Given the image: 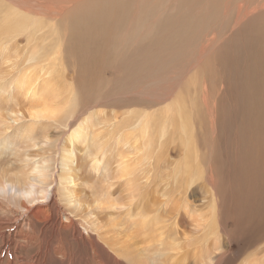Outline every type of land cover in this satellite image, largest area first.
I'll return each instance as SVG.
<instances>
[{
    "label": "rangeland",
    "instance_id": "1",
    "mask_svg": "<svg viewBox=\"0 0 264 264\" xmlns=\"http://www.w3.org/2000/svg\"><path fill=\"white\" fill-rule=\"evenodd\" d=\"M92 1L0 0V182L10 180L21 187L27 173L23 160L47 159L55 174L49 180L53 206L64 220H73L78 234L89 238L84 243L65 240L69 263L47 256L37 264H199L188 244L203 238L209 239L207 264H264V86H256L248 95L253 118L248 115L246 121H251L248 138L253 155L245 160L242 147H236L237 135L228 126L229 117L240 113L231 91L239 89L240 82L234 78L240 81L242 77H229L232 88L226 89L227 64V70L219 69L218 75H209L207 80L194 76L207 69L199 70V66L211 58L214 66L236 62L233 50L246 52L245 64L252 74L262 72L264 8L244 23L237 16L243 5L248 12L259 10L264 0H209L219 12L213 14L214 20L200 22L204 38L180 61L190 74L180 76L181 87L173 93L167 84L159 85L154 93L142 92L138 87L142 68L136 71L138 65L131 64L140 45L175 13L168 0H146L154 5L153 16L145 12L144 0H120L127 6L124 17L118 21L108 15L107 24L86 11ZM182 14L176 16L182 19ZM203 15L210 19L211 10ZM186 16L194 20L195 8ZM86 27L91 40L77 45L76 32ZM109 37L111 45L106 41ZM211 41L215 42L212 57L203 58L199 52ZM151 44L160 46L148 42L145 49ZM217 56L223 58L219 63L214 59ZM80 59H94L93 68L79 63ZM229 73L231 69L226 78ZM213 80L217 86L211 84ZM146 85L150 87V82ZM231 98L230 112L223 113L220 102ZM178 99L192 114L193 129L199 130L193 131L191 167L177 141L167 144L169 125L164 140L159 136L160 126L155 127L148 152L146 140H121L122 129L112 130L102 145L103 129L125 114L161 118ZM64 108L66 117L60 119ZM42 109L51 111L49 119L32 121ZM184 114L189 124V115ZM77 130L86 138L69 146L74 160L70 168H64L68 174L64 180L60 159L69 153L63 147ZM7 214L0 208V219ZM196 224L201 230L195 229ZM49 243L53 241L47 232L43 246ZM116 249L127 258L117 257Z\"/></svg>",
    "mask_w": 264,
    "mask_h": 264
},
{
    "label": "bare ground",
    "instance_id": "2",
    "mask_svg": "<svg viewBox=\"0 0 264 264\" xmlns=\"http://www.w3.org/2000/svg\"><path fill=\"white\" fill-rule=\"evenodd\" d=\"M178 3L180 4L178 5ZM167 4L172 10L175 11V13H173L174 17H166V20H162L158 26V31H156L155 36L150 38L146 43L140 45L139 53L132 56L131 64L138 65L136 71L142 68L143 75L141 77V85L138 87H141V91H144L145 93H154L159 89V85L164 87L163 84H167V87L171 88V93L181 87V81H179V79H181L180 76H182L183 73L190 74V71L187 72V68L181 67L180 61L185 56L186 51L191 50L194 45L198 44L202 38H204L201 36L203 28L201 27L200 22L205 23L206 19L214 20L213 14L219 12V7L212 6L209 3V0H168ZM142 6L149 16L154 15L153 4L144 0L142 2ZM191 8H195L194 20H191L186 16V13L190 11ZM263 8L264 3L261 9H253L252 11L248 12L246 5H243L239 8V14L237 16L238 22L243 21L244 23L246 18H253L258 11L259 13H263L261 12ZM207 9L211 10L212 17L210 19L203 15ZM86 11L95 15L97 22L101 24H107L109 23L107 19L108 15H113L116 20L121 21L127 11V6L121 3L120 0H93L87 4ZM180 13H183L182 19L176 16ZM199 13L202 14L199 15ZM76 18L80 19L78 13H76ZM26 23L29 25L31 20L27 19ZM76 40L77 45H82L85 42L91 40L88 35L87 27L81 28L76 32ZM106 41L108 45H111L112 38L109 37ZM148 42H155L160 46L155 47L151 44L145 49ZM214 44L215 42L211 41L209 47L199 52L200 55H202L203 58H211V50L213 49ZM233 51L236 54L235 56L233 55V59L236 60V62L232 63L229 61L230 64L220 63L214 66L211 62V59L213 58L203 62L201 60L200 62L202 63L199 66V70L204 67L207 69L201 73L197 72L194 76L201 78L199 75H202V77L207 80V76L209 75L212 77L218 75L216 73L217 70H227V64L229 68L227 72L224 73V78L226 81V86H224L227 87L226 89L232 88L230 78L235 77V75H240V77H242L240 81L239 78H234L236 82H240L237 86L239 89L231 91L232 95H235L234 100L239 105L240 113L234 116L231 115L229 117L228 126L230 127V131H235L237 135L235 139L236 147H242L240 153H242L243 157L241 158L247 160L250 158L248 156L253 155L251 152L253 148L249 146L250 140L248 138V134H252L249 133L250 129H248L249 127L251 128V121H246L248 115L253 118V113L249 112V110H252V107L248 95L249 92L253 91L256 86H264V67L262 68V72L252 74L248 69V65L245 64L248 60L246 52L242 50ZM161 52L164 53L161 54ZM104 58L105 56L103 59ZM214 59L218 63L223 60V58L220 59L218 56L214 57ZM225 60H228V58H225ZM79 63L86 64L90 69H92L95 61L94 59H90L87 62L83 59H80ZM213 69H215V72H213ZM230 69L231 73H229L228 77L226 78V74L230 71ZM232 72H234V74ZM24 78H26L28 81H33V79H30L31 77H23V79ZM149 82L150 87L146 85ZM211 84H213V86H217V80H213ZM69 95L71 96V92H69ZM232 101L233 100L231 98L230 100L224 99L220 102L223 113L229 111V103ZM166 112L165 115H161V118L149 114H144L140 118H135L132 117L131 112L125 114V118L122 116L123 119L119 122L116 121L117 123H111L109 128L111 130L105 128L103 129L104 137L102 139V145L112 135V130L122 129L125 132L120 135L119 138L121 140H146L145 150L148 152L150 149V141L153 140V136L151 135L155 127L157 125L160 126V128H158L160 130L159 136L163 139L164 136H166L165 132L169 125L171 129L167 130V132L171 136L170 138L167 137V144L177 141L179 146H182V148L186 150V165L191 167L192 162L190 160V148H193V131L194 133L199 131L196 127L193 129L192 114L186 109L185 103H183L180 99L177 100L172 108L167 109ZM184 112L189 115V124ZM50 113L51 111L46 112L44 109H42L37 115L32 116V121L41 118L49 119L48 114ZM215 113L220 114L218 111H215ZM66 114L67 111L64 108L60 112V119H65ZM227 114L228 113H226V115ZM159 118L161 121L160 123H158ZM220 118L223 120V117ZM233 119L236 120L234 125L232 123ZM71 124L72 123L70 122L69 125ZM165 125L166 129L164 128ZM214 134L215 132H213V135ZM81 138L84 140L86 137L82 131L77 130L69 135L67 145L63 147L65 148V151L69 153V157L60 159V165H62L63 169L60 168L59 171L64 180L68 179V174L64 171V168H70L69 163L74 160L72 150L69 146H72ZM99 141V138L94 139L95 143H98ZM23 163L24 167L27 168V173L25 177L26 180L23 183H19L21 187L13 186L12 181L10 180L0 182L1 202L8 205L4 206L0 203V208L8 211V214L5 215V218L0 219V264H37L40 259L45 261L47 256L53 258L57 256L61 260L67 261L69 263L71 260V254L70 250L65 246V240L68 239L77 243H84L87 242L89 238L84 236L82 233L78 234L75 227H73V220L66 217L64 220L60 211L53 206V192L52 186H49V180L55 176V174H53L49 165L50 161L48 163L47 159L42 158L39 162L35 163L31 159H24ZM175 172L177 173L178 169H175ZM194 172H197V167L194 168ZM183 174H187V172H184ZM195 229L201 230V225L196 224ZM47 232L51 233V239L53 243H49L44 247L43 238ZM205 232L214 234V231L205 230L204 233ZM68 240L66 242H69ZM192 243L193 242H190L189 240L188 246L189 248L190 246L193 248L192 255L196 256L195 258H197L198 261L200 260L199 264H207V261L210 260L209 255L211 254L210 247L208 246L209 239L203 238L202 241L199 239L196 242L194 241L193 245ZM27 248H30V251L32 250L28 254L24 251ZM118 251L119 250L116 249L117 257L123 260L127 258V254L124 251L119 253ZM144 260L145 262H149L147 258H144ZM150 264L153 263L150 262Z\"/></svg>",
    "mask_w": 264,
    "mask_h": 264
}]
</instances>
